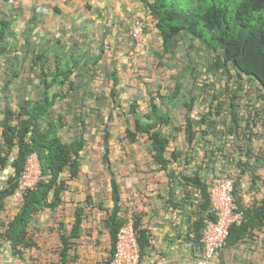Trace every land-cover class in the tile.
Returning a JSON list of instances; mask_svg holds the SVG:
<instances>
[{
	"label": "trees",
	"instance_id": "trees-1",
	"mask_svg": "<svg viewBox=\"0 0 264 264\" xmlns=\"http://www.w3.org/2000/svg\"><path fill=\"white\" fill-rule=\"evenodd\" d=\"M147 6L162 38L163 51L157 55L158 58L164 59L167 56L177 59L179 54L182 58L181 53H184L183 58L188 57L190 62L183 72L187 73L189 70L196 74L198 67L195 65V55L201 53L203 51L201 47H204V55L207 59L206 71L214 72L222 68L228 72L230 64L239 75L244 74L257 80L264 89V0H153L152 3H147ZM34 26L29 24L24 32L19 34L20 32L13 27L12 20L0 19V58L10 52V48L18 42L17 39L22 38L25 42L22 51L19 52L21 56L11 59L13 70L12 76L5 83L6 89H11L13 81L20 79L29 56L32 58V66L40 68L41 82L44 85L39 98H28L24 95L18 102V110L11 106L9 101L11 97L7 96L8 102L3 112L0 182L2 172L9 169L11 174L3 181L4 187L0 190V226L4 229L3 239L10 243L14 251L31 246L27 229L32 216L47 208L54 210L62 202V192L67 189V180L63 176L69 173L70 178H78L82 167V152L87 145L84 132H78L67 141L63 140L60 130L66 127L67 123L63 115H55L52 109L56 101L66 95L62 92H51V88L68 84L69 92L71 94L72 91L74 97H81L79 91L83 88L87 91L86 94H90L88 88L95 78V73L92 74L91 71L98 66L106 51L104 43L94 48L96 46L89 38L81 43L76 41L72 46L67 47L62 41V37L67 33H63L60 37H40L34 33ZM114 83L111 97L116 102L114 98L117 95L118 79L115 78ZM182 90V84L177 82L168 95L157 93L156 97L151 98L146 113H140L138 100H133L129 110L133 128L127 129V136L130 141L135 142L139 135H148L154 164L168 171L169 178L178 182L185 190L193 186L201 192L202 198L197 205V219L194 223L193 240L197 245L195 249L197 251L203 247L202 236L206 220H216L217 217L211 204L208 180L201 178L198 171H195L193 176H185L171 170V164L180 165L182 158V153L177 149L169 151L171 138L175 134L173 131L179 129L173 120L171 106L176 104ZM81 101L83 102L84 99ZM116 103L120 106L118 102ZM191 106L185 123L186 140L191 146V152L190 155L183 157L185 166H190L195 161L199 146H204V142L208 143V131H213L216 135L223 134V131L219 134L220 128L211 120L212 109L203 114L199 111L191 114ZM234 120L228 130L233 139L240 125L236 117ZM164 127H168L171 134L164 132ZM208 128L211 129L206 130ZM108 136L109 133L106 132L104 161L111 170ZM248 137L251 138L250 135ZM32 153L39 156L44 178L34 190L24 194L20 211L10 219L7 214L3 215L8 198L17 190L18 182ZM249 153L252 158L253 154ZM263 159L264 154L256 156L255 162L259 163ZM244 164L249 166L250 160ZM262 167L264 160L258 166H253L250 172L241 170V174L249 173L255 183L259 178L255 172ZM198 169L201 170V167L199 166ZM241 183L242 176L236 178L234 195L239 210L244 213V220L230 228L224 248L220 251L224 253L221 254L222 257L226 254L225 250L239 246L252 237L255 230L264 226V200L263 206L244 207L243 198L238 194ZM111 188L114 207L105 219V226L111 235L113 254L117 234L128 218L121 216L123 211L121 190L114 176L111 179ZM100 207L102 208L103 205L100 204ZM82 213L83 209L77 210L72 229L63 228L60 235L62 241L60 254L63 264L66 263L74 246L73 241L81 236ZM135 228L141 246L142 261L146 247L150 245V237L146 230L140 228L138 218L135 220ZM108 264H112V258Z\"/></svg>",
	"mask_w": 264,
	"mask_h": 264
},
{
	"label": "rangeland",
	"instance_id": "rangeland-1",
	"mask_svg": "<svg viewBox=\"0 0 264 264\" xmlns=\"http://www.w3.org/2000/svg\"><path fill=\"white\" fill-rule=\"evenodd\" d=\"M17 40L18 42L10 48V52L0 58V140L3 139L1 124L4 107L8 102L6 97H11L9 99L11 106L18 110V102L24 95L36 99L44 89L40 68L32 66L31 56L26 59L24 73L20 79L15 80L11 77L15 81L11 89H6L5 83L12 76L11 59L21 56L19 52L25 44L22 38ZM98 46L99 44L95 48ZM201 49L203 51L195 55V65L198 67L196 74L189 70L187 73L183 72V69L189 65L190 59L186 56L183 58L184 53H181L182 58L179 54L177 59L167 56L164 59L157 57L153 67L154 76L148 74L133 78L129 73L121 74L126 67L123 62L119 64V61H108L104 53L98 66L91 71L92 74L95 73V78L88 88L90 94H86L87 91L83 88L79 91L81 97H74L73 92L71 91V94L69 92L68 84L51 88V92H62L66 95L62 99L59 98L52 109L55 115H63L67 123L66 127L60 130L63 140L67 141L78 132H84L87 145L82 152L81 176L71 182L64 193V196L67 195L66 202L63 201L64 204L55 211L44 210L37 218L34 235L43 247L49 246L46 249L48 252L58 254L61 242L60 223H63L61 230L64 226L66 229L71 228L74 203L85 201L88 221L85 223L84 238L80 242L81 256L76 264H108L112 258L113 248L105 226V219L114 207L111 199L110 176L104 161L106 132L109 133L110 163L112 168L115 167L122 187L124 208L130 209L132 195L129 192L132 184L143 181L145 172L151 170L152 166L156 167L150 152L148 135H139L135 142L130 141L127 136V129L133 128L129 110L131 102L135 99L140 104L139 112L146 113L152 97H156L157 93L168 95L175 83L182 84V94L176 104L171 106L173 120L179 129L173 131L175 134L171 138L169 151L175 148L182 153L180 165L171 164L172 170L177 174L193 176L195 171H198L201 178L207 180L212 172L237 177L241 170L250 172L253 166H258L264 160L255 162L256 156L264 154V89L257 80L244 74L239 75L230 64L228 72L222 68L214 72L206 71L205 48L201 47ZM210 60L213 61L212 56ZM115 78L118 79V83L117 95L114 99L120 106L111 97ZM157 101L159 102V99ZM190 105H192L191 114L196 111L203 114L212 109L211 120L220 128L219 134L222 131L223 134L216 135L213 131H208V143L204 142V146H199L195 161L190 166H185L183 157L190 155L191 152L185 133L186 116ZM234 117L240 125L239 133L237 132V137L233 139L228 130L235 121ZM163 129L167 134H171L168 127ZM209 129L211 128L206 130ZM249 135L251 138L248 137ZM249 152L253 154L252 158ZM247 160H250L249 166L244 164ZM199 166L201 170L198 169ZM184 194L186 203L192 204L197 209L198 202L202 198L201 192L190 186L184 189ZM100 204L103 205L102 208ZM124 208L121 215L129 218L131 215L128 216ZM14 212L16 213V210ZM39 243L34 247L41 248ZM239 249L241 256L236 252L229 262L224 260L225 255L222 257L221 254L224 253L221 252L218 258L219 264H251L253 259H248L250 257L245 251L247 248ZM251 249L255 254L259 251L264 252L263 248ZM226 251L228 249L225 253ZM257 256V259L263 260V256L260 254Z\"/></svg>",
	"mask_w": 264,
	"mask_h": 264
},
{
	"label": "crops",
	"instance_id": "crops-1",
	"mask_svg": "<svg viewBox=\"0 0 264 264\" xmlns=\"http://www.w3.org/2000/svg\"><path fill=\"white\" fill-rule=\"evenodd\" d=\"M149 1L98 0L97 4L93 5L86 0L73 2L67 0H0V19L12 20L13 27L20 32L19 34H22L29 24L32 27L35 24L34 33L40 37H60L63 33H67L62 37V41L67 47L72 46L76 41L81 43L86 38H89L95 46L104 43L106 59L125 64L126 67L121 74L129 73L133 78L138 75L148 76V74L154 76V63L157 55L163 51L162 38L160 31L156 28V21H153L150 16L147 17L149 41L144 48H136L130 36L134 20L139 16H145ZM150 169L145 172L146 176L143 181L132 184L129 192L132 195L129 203L130 209L123 206L122 187L115 167H111V170L108 169L110 186L112 176L119 183L122 208L127 211L128 216H133L135 220L138 218L140 228L146 230L150 237V245L146 247L141 264H193L197 248L193 240L194 223L197 219L198 209L185 202L184 187L170 179L168 171L162 170L158 165L152 166ZM81 171L78 178L73 179L70 178L69 173L64 174L67 188L71 182L79 179ZM9 174L11 171L7 169L1 175L6 178ZM237 175L236 178L242 176L238 194L243 198V206H263L264 167L256 172L259 178L255 183L249 173L241 174L240 171ZM66 191L67 189L62 192V202H66L67 195L64 196ZM62 202L54 210L47 209L55 211L64 204ZM22 204L10 207L7 203L3 215L7 214L10 219H13L20 211ZM79 209H83L81 236L73 241L74 246L65 264H76L81 256L80 242L84 238L85 223L88 221L85 201L74 203L72 225L71 228H67L68 230L72 229ZM43 211L35 213L28 226L31 246L14 251L10 243L0 241V264H63L60 254L61 238L58 254H52L46 250L49 246L43 247L34 235L33 230L35 226L37 227V218ZM62 225L63 223H60V235L62 234ZM254 232L252 237L228 250L224 260L229 262L236 252L240 253L239 248H247L245 251L246 255L250 257L248 259H253L251 264H264V252L259 251L255 254L251 249L256 247L264 249V226ZM108 233L111 239L109 230ZM36 243H39L41 248H35ZM257 254L263 256V260L257 259Z\"/></svg>",
	"mask_w": 264,
	"mask_h": 264
},
{
	"label": "built area",
	"instance_id": "built-area-1",
	"mask_svg": "<svg viewBox=\"0 0 264 264\" xmlns=\"http://www.w3.org/2000/svg\"><path fill=\"white\" fill-rule=\"evenodd\" d=\"M86 1L96 4L98 0ZM145 27L146 23L142 18L136 19L132 26L133 45L138 49L144 48L148 42ZM43 178L39 157L33 153L27 160L17 190L9 197V206H19L24 200V194L34 190ZM208 183L211 204L217 219L206 220L202 236L203 247L196 251L193 264H219V254L224 248L230 228L244 220V213L239 210L235 201L234 179L224 175L212 174ZM3 187V184L0 183V190ZM3 230L0 226V241ZM112 264H141V246L133 218H129L117 234Z\"/></svg>",
	"mask_w": 264,
	"mask_h": 264
},
{
	"label": "clouds",
	"instance_id": "clouds-1",
	"mask_svg": "<svg viewBox=\"0 0 264 264\" xmlns=\"http://www.w3.org/2000/svg\"><path fill=\"white\" fill-rule=\"evenodd\" d=\"M68 1V0H67ZM69 2H73V1H69ZM98 2V1H97ZM153 2V0H150L148 3H152ZM97 4V3H96ZM96 4H93V5H96ZM148 16H150L151 17V19L153 20V17H152V15L150 14V11H149V9H148V6H147V12H145V16L143 15V16H139V17H137L136 19H138V18H142V19H144V21H145V23H146V27H145V33H146V35H147V39H148V41H149V38H148V34H147V30H148V19H147V17ZM135 19V20H136ZM135 20H134V22H135ZM154 21V20H153ZM133 22V23H134ZM132 26H133V24H132ZM131 31H132V29H131ZM130 36H131V34H130ZM131 39H132V36H131ZM133 41V40H132ZM147 44H148V42H147ZM146 44V45H147ZM145 45V46H146ZM33 154V153H32ZM38 155V154H37ZM39 157V156H38ZM40 160V159H39ZM43 171V170H42ZM2 173H4V172H2ZM1 173V174H2ZM212 174H215V175H224V176H226V177H230V178H233L234 179V194H235V182H236V177L235 176H232V175H227V174H225V173H221V172H212V173H210L209 174V177L212 175ZM209 177H208V182H209ZM1 178H2V180H1V182L0 183H2L3 184V186H4V183H3V181L4 180H6V179H8V177H2V175H1ZM209 184V183H208ZM235 196V195H234ZM24 199V198H23ZM8 200H9V198H8ZM23 202H24V200H23ZM22 202V203H23ZM237 204V203H236ZM8 205H9V203H8ZM21 207V206H20ZM129 218H133L134 219V224H135V218L133 217V216H130ZM128 218V219H129ZM128 219H127V221H128ZM243 222V221H242ZM136 229V228H135ZM1 237H2V233H1ZM3 241H5L4 239H3V237L1 238ZM6 242V241H5ZM8 243V242H7ZM111 257H112V254H111Z\"/></svg>",
	"mask_w": 264,
	"mask_h": 264
}]
</instances>
